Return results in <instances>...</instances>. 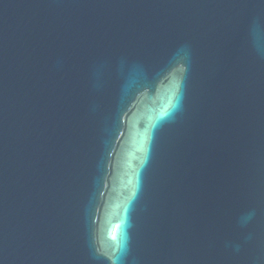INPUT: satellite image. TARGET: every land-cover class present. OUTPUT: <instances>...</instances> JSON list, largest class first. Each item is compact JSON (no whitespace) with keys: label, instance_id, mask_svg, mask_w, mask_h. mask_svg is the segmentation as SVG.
I'll return each instance as SVG.
<instances>
[{"label":"water","instance_id":"1","mask_svg":"<svg viewBox=\"0 0 264 264\" xmlns=\"http://www.w3.org/2000/svg\"><path fill=\"white\" fill-rule=\"evenodd\" d=\"M0 264H264V0H0Z\"/></svg>","mask_w":264,"mask_h":264}]
</instances>
